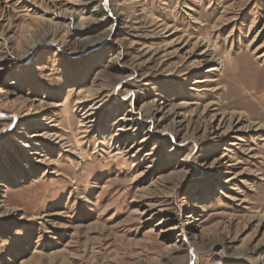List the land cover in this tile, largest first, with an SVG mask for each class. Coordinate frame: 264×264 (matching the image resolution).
I'll return each instance as SVG.
<instances>
[{
	"label": "rangeland",
	"instance_id": "1",
	"mask_svg": "<svg viewBox=\"0 0 264 264\" xmlns=\"http://www.w3.org/2000/svg\"><path fill=\"white\" fill-rule=\"evenodd\" d=\"M193 258L264 262V0H0V264Z\"/></svg>",
	"mask_w": 264,
	"mask_h": 264
},
{
	"label": "bare ground",
	"instance_id": "2",
	"mask_svg": "<svg viewBox=\"0 0 264 264\" xmlns=\"http://www.w3.org/2000/svg\"><path fill=\"white\" fill-rule=\"evenodd\" d=\"M105 4L107 5V0H104ZM109 97H112V95H110ZM264 262H260L259 264H263ZM191 264H196V258L192 259V263Z\"/></svg>",
	"mask_w": 264,
	"mask_h": 264
}]
</instances>
